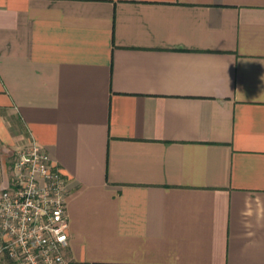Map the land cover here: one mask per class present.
I'll use <instances>...</instances> for the list:
<instances>
[{"label":"crops","instance_id":"0c3cea01","mask_svg":"<svg viewBox=\"0 0 264 264\" xmlns=\"http://www.w3.org/2000/svg\"><path fill=\"white\" fill-rule=\"evenodd\" d=\"M23 138L68 264H264V0H0V190Z\"/></svg>","mask_w":264,"mask_h":264},{"label":"built area","instance_id":"2783aa9c","mask_svg":"<svg viewBox=\"0 0 264 264\" xmlns=\"http://www.w3.org/2000/svg\"><path fill=\"white\" fill-rule=\"evenodd\" d=\"M67 190L60 169L33 139L14 153L0 190V258L12 264H68Z\"/></svg>","mask_w":264,"mask_h":264},{"label":"rangeland","instance_id":"374dc122","mask_svg":"<svg viewBox=\"0 0 264 264\" xmlns=\"http://www.w3.org/2000/svg\"><path fill=\"white\" fill-rule=\"evenodd\" d=\"M12 126H13V125H12ZM10 129H11V131L13 130V131H15V132H23V131H21V127H19V126H14V128H12V127L10 126ZM28 140H29V139H27V138H23V141H24V142H21V143H19V144H15L13 147H11V148L6 152V153H7V155H6V164H7V169H8L9 175H10V166H11V163H12V161H13L15 151H16L18 148H20V147H22L23 145H25V144L28 142Z\"/></svg>","mask_w":264,"mask_h":264}]
</instances>
